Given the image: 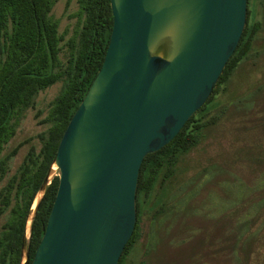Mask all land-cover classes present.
Here are the masks:
<instances>
[{
    "label": "water",
    "instance_id": "95a60500",
    "mask_svg": "<svg viewBox=\"0 0 264 264\" xmlns=\"http://www.w3.org/2000/svg\"><path fill=\"white\" fill-rule=\"evenodd\" d=\"M101 68L68 122L30 226L58 170L31 264H118L137 221L143 159L167 145L211 96L247 24L248 0H110Z\"/></svg>",
    "mask_w": 264,
    "mask_h": 264
},
{
    "label": "trees",
    "instance_id": "16d2710c",
    "mask_svg": "<svg viewBox=\"0 0 264 264\" xmlns=\"http://www.w3.org/2000/svg\"><path fill=\"white\" fill-rule=\"evenodd\" d=\"M257 1L248 0L252 9H247L249 20L240 42L205 105L212 102L219 90L225 89L240 63L251 52L255 36L260 29L259 22L255 20ZM56 2L57 0H0L2 178L6 174L7 161L16 153L14 150L4 159L1 158L4 146L16 133L18 116L22 111L34 108L35 97L39 92L62 82V88L52 101L45 118L48 127L39 135L40 148H32L28 152L17 174L9 178L0 190V216L9 211V218L0 233V264L22 262V235L27 216L43 181L48 176L49 167L54 161L67 124L101 68L113 26L110 0H77L80 23L74 34L66 39L59 31L58 21L51 14ZM64 50L65 61L61 58ZM201 109L167 145L143 159L136 192L137 221L118 264H126V257L138 245L142 237L141 224L144 215L149 214L152 218L162 217L164 201L173 192L176 173L183 170L177 166L180 158L195 148L203 131L216 122V117L207 122L198 119L196 114ZM49 182L30 226L26 264H31L43 237L58 188V175L53 176ZM157 186L160 187L162 195L151 204L149 201ZM252 205L256 207L254 203ZM178 210L173 209V214L176 215ZM257 216L258 214L252 220L245 219V223H238L242 227L248 225L247 231L231 232V248L228 254L226 251L224 254L219 251L207 257L209 253L206 254L203 250L208 252L211 247L204 241L200 255L207 258H202L200 264L212 261L214 255L218 257V261L229 258L228 264H251L253 257L259 253L260 248L257 245L264 241L253 230ZM232 219L234 224L231 230H234L237 224L234 216ZM191 237L192 234H189L183 241Z\"/></svg>",
    "mask_w": 264,
    "mask_h": 264
},
{
    "label": "rangeland",
    "instance_id": "374dc122",
    "mask_svg": "<svg viewBox=\"0 0 264 264\" xmlns=\"http://www.w3.org/2000/svg\"><path fill=\"white\" fill-rule=\"evenodd\" d=\"M255 11L260 29L251 52L225 89L219 90L212 102L196 114L203 122L215 117L216 122L203 131L197 146L180 158L177 166L183 170L176 173L173 192L165 198L163 218L144 215L142 237L126 257V264H200L202 258L219 251L228 254L231 232L246 230L248 225L239 224L256 214L253 230L264 239V0L257 1ZM51 14L66 39L77 30V0H57ZM61 58L66 60L65 50ZM61 88L62 82L39 92L34 108L18 116L16 133L1 154L4 159L16 150L6 163L5 176H0V190L17 174L28 152L40 148L39 135L48 127L45 118ZM58 174L53 169L52 176ZM161 195L157 186L149 203L154 204ZM175 208H179L176 215ZM233 216L237 225L231 230ZM8 218L9 211L0 216V233ZM189 234L192 237L184 243ZM204 241L211 247L208 252L203 250L209 253L205 258L200 255ZM257 246L259 253L251 264H264V241ZM214 256L205 264L229 262V258L218 261Z\"/></svg>",
    "mask_w": 264,
    "mask_h": 264
}]
</instances>
